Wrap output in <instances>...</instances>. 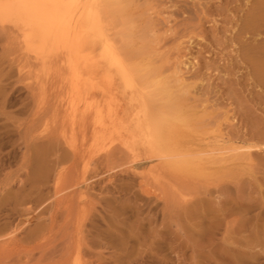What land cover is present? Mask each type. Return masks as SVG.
Instances as JSON below:
<instances>
[{
	"label": "rangeland",
	"instance_id": "1",
	"mask_svg": "<svg viewBox=\"0 0 264 264\" xmlns=\"http://www.w3.org/2000/svg\"><path fill=\"white\" fill-rule=\"evenodd\" d=\"M230 2L125 0L107 4L117 44L133 48L130 61L151 70L146 76L136 73L139 91L128 95L120 87L114 90L113 102L122 116L130 118L128 114L138 108L137 112L145 111L144 116L150 110V120H161L164 113L174 112L176 94L187 92L181 107L188 121L178 120L171 127L174 121L168 120L162 127L169 130L162 128L161 146L159 142L155 149L145 123L146 129L142 128L147 132L143 134L141 128L140 133L147 136L142 135L144 144L138 139L135 151L119 140L110 144L112 148L108 145L112 150L103 149L107 141H100L91 115H84L85 119L78 111V117L68 119L70 110L62 106L66 94L60 80L65 73L52 71L48 85L39 82L36 75L43 77L49 63L28 58L10 24L0 20V264H264V232L259 238L253 226L256 222L264 227V150L259 151L261 158L255 153L244 156L251 160L232 159L229 152L225 154L230 162L206 158L211 148H224L226 143L228 147L247 145L245 138L251 140L253 131H264V84L249 80L245 61L237 75L230 69L236 53L230 34ZM255 2L240 0V13L242 9L248 13ZM129 32L134 33L128 37ZM119 44L124 52L126 48ZM173 68L184 72H179L184 75L182 82ZM158 79L169 84L173 96L167 99L157 92ZM92 89H87L86 96L96 92L97 99L101 98ZM247 112L255 128L248 123ZM185 158L192 163L182 162ZM260 201L262 205L257 206Z\"/></svg>",
	"mask_w": 264,
	"mask_h": 264
},
{
	"label": "bare ground",
	"instance_id": "2",
	"mask_svg": "<svg viewBox=\"0 0 264 264\" xmlns=\"http://www.w3.org/2000/svg\"><path fill=\"white\" fill-rule=\"evenodd\" d=\"M122 1H125V0H0V20L4 23L8 22L10 24L9 28H11V31L15 33V36L18 39H20L19 41L22 44V47H23L25 53L28 55V58H35L36 60L42 61L43 63L44 62L49 63V65H48V67L50 66L49 70L45 72L43 77L38 76V74L36 75V77H38V79H39V82L42 81L41 82L42 84H44V83L47 84V82H49L51 80L50 79L51 76L53 77V75L51 73L52 71H53V74H54V72L56 74L65 73L64 75H60L62 77H60V76H58V77H60V80L62 83L61 88L62 87L64 88V91L66 94V99H65L64 103L62 104V106L66 107V108H64V110L65 109H66V111L70 110L69 112H66V113L70 114V116L68 115V119L73 118V117H78L75 114V112H78V111H80L81 115H83V116L89 115L88 118H90V115H91L93 118L94 125H96V127L98 128V129L96 128L97 131L99 132V134L101 133L99 138L102 137L103 141L102 140H100V141L103 143H106L105 141H107V143L105 144L103 149L106 146L112 144L114 142V140L115 141L119 140L126 148H128L132 151H135L136 150L135 144L137 143L138 139L140 140V142L143 140V144H144L145 138L143 136H145V135H143V134L146 133L147 131L143 130L142 127H144L145 123H147V122H148V125H147L148 136H147V134H146V136L148 138H150L151 143H152V147L155 149L156 144L159 143L160 140L162 139L161 138L162 132H164V131H162V128H164L162 126L165 123H167L168 120L174 121L173 123L171 122V125H169V126L173 127V124L174 125L177 124L176 121L178 122V120H186L187 119V118L185 119L186 116L184 117L182 115L183 106L181 107V102L183 101L182 97H183L184 93L187 94V92H184L182 96H181V94L180 95L176 94L177 96L175 99V103H172L174 105V108H175L174 112L172 111V112L168 113L166 111L167 113H164L161 120L160 119L150 120L151 116L147 115V113L150 114V112H149L150 110L148 111L147 108L148 107L150 108V106L152 107V105H150V106L148 105V107L145 108V110L147 109V111H148L145 116L143 115V113L145 111L142 113L143 109L141 112H139V111L137 112V110H140L138 108L136 110V113L134 112L135 114H133V115H131V113L128 114V115H130V118L123 117L122 114L120 113V111H118L116 105L113 102V100H115V96H114L115 91L114 90H116V88L120 87V88H122L121 91L123 92V94L126 93L128 95H129V93L132 94V92H136L133 90L136 88V86L138 84L137 82L139 81V79H138V81H136L135 78L138 77L139 74H141L140 76H142V75L146 74V71L147 72L149 71V73L151 71V70L146 69V67H145V69H146L145 70L144 67L142 68L138 64H135L136 63L135 61H130V60H133V58L131 56H129L132 54L134 55V52H133L134 50H131L133 48L129 47L127 49L125 47L127 44L125 46H123L121 43L120 44L118 43L120 46L122 45L123 47L126 48V50H124V52H122L120 50V47H118V44H117L118 41H116L117 35H116V31H115V29H116L115 21L113 18H110L109 15H106V9H107L108 3H112V2L115 3V2H122ZM239 1L240 0H231V2H230L232 4L231 5L232 6L231 7L232 8V15H230L232 25H231V33L230 34H231L232 44H234V46H235V47H233L234 51H236V53H234L232 56L230 69H231L233 75H237L238 72L241 71L240 64L243 61H245L247 66L249 67V73H248L249 74V80H252V81L254 80V82H258L257 84H260V83L264 84V40H262L263 35H264V0H256L253 8H251V10L248 13H242L243 9H242V12L240 13L241 9L239 10V8H240L239 3H238ZM127 2H129V1H127ZM251 5H252V2H251ZM117 7H119V6H117ZM112 8H113V6H112ZM228 8H230V7L228 6ZM4 26H6V24ZM127 31H128V29H127ZM131 31H133V30H131ZM129 33H130V35L127 34L128 37L131 36L134 32L133 33L129 32ZM142 33H145V32H142ZM146 33H147V31H146ZM119 35H121V34H119ZM143 35L146 36L145 34H143ZM148 37H145V38H147V40H148ZM261 37H262V39H261ZM140 38H141V36H140ZM147 40H145V42ZM126 42H128V41H126ZM243 45H244V49H243L244 51L242 49H240V47ZM127 51L129 52V54ZM145 51L146 50L142 47L141 53H144ZM130 52H133V53L130 54ZM147 52H149V51H147ZM144 55H146V54H144ZM148 55H146V56H148ZM140 56H142V55H140ZM130 57L132 59H129ZM134 58H136V57H134ZM28 61H25V62H28ZM183 64H185V62ZM175 68H178V66H176ZM31 69L32 68H30V70ZM154 70L155 69L153 68V72H154ZM173 70H174V68H173ZM174 71H176V79L179 80V82H182L180 80L183 79L184 75L182 76L181 73L184 74V72H181L179 69L174 70ZM169 72H170V70H169ZM179 72H181V73H179ZM136 73H138V75H136ZM155 73H158V72H155ZM145 78H147V77H145ZM164 79H166V78H164ZM184 79H185V77H184ZM146 80H148V79H146ZM158 81H159V79H158ZM185 82H184V84H185ZM238 82H240V80ZM142 83H143V81H142ZM187 84H189V83H187ZM47 85H46V87H47ZM156 85H157L156 89H158L157 92L160 93V95L165 94L164 96H167V99L171 97V95H172L171 92H174V91L170 90V88L168 86L169 84L167 85V82L164 80L162 81L160 79V81L157 82ZM190 86H192V85H189V87ZM43 87H45V86H43ZM90 87H91V89L93 88V89L98 90V92H100L102 95L101 98L99 96V99H97V96L95 95L97 93L95 91H93V92H95L94 94H89V95L93 96V97L91 96L93 98V100L91 99V97H90V99H86L89 96V95L86 96V93H88L87 89ZM189 87H187V88L189 89ZM177 89H178V85H177ZM177 89H176V91H177ZM195 89H196V87L194 88V90ZM135 90H138V89H135ZM183 90H186V88ZM183 90H181V91L183 92ZM130 91H132V92H130ZM189 91L191 92L192 89ZM256 92L259 93L260 91L259 92L256 91ZM100 93H98V95H100ZM126 94H125V96H127V99H128V97H130V96H128ZM94 95L96 97L95 99H94ZM135 95H136V93H135ZM153 95H155V94H153ZM156 95H157V93H156ZM85 96H86V98H85ZM137 96H138V94H137ZM137 96H136V98H137ZM254 96H253V98H254ZM136 98H135V101L137 100ZM151 98L154 99V97H151ZM172 98L174 99V97H172ZM84 99H86L85 102H84ZM237 99H238V97H237ZM118 100H119V98H118ZM81 101H82V103H81ZM162 101H164V100H162ZM183 102H182V104H183ZM165 103H166V101H165ZM130 104H129V107L131 109L129 108V110L131 111L132 106ZM134 105H137V104H134ZM134 105H133V107H134ZM134 108H136V107H134ZM127 110H128V108H127ZM129 110H128V112H130ZM247 110L248 109H246V111ZM251 110H250V113H251ZM250 113L247 112V114H246V116L248 117L247 120H248V123H250L252 126H254L255 121H254V119L250 118V116H251V115H249ZM141 114L143 115V118H142ZM71 115H73V116H71ZM184 115H186V114H184ZM86 116H84L83 118L86 119ZM180 116H182V117H180ZM64 117H65V115H64ZM65 120H67V119H65ZM73 120H74L73 122L75 124L76 119L74 118ZM79 120H80V117H79ZM187 121H188V119H187ZM70 122H71V120H70ZM262 122H264V121H262ZM66 124H67V122H66ZM64 125H62V126H64ZM70 125H69V127H70ZM166 127H168V126H166ZM166 127L164 129H167ZM141 128L144 131L143 134L140 133L142 131ZM179 128H180V126H179ZM254 128H255V126H254ZM66 130L69 131V129L65 128V131ZM167 130H169V129H167ZM68 131H67V133H68ZM98 132H96V134ZM166 134L167 133H165L164 136ZM251 136H252L251 140H249V141H247V138H248L247 136H246L247 138H245L246 139L245 143L247 145H243V144L238 145L239 144L238 143L236 145L230 144L231 146L229 145V147H228V143H226L227 145H225L224 148H223L224 145L221 147H218L217 149L214 148L213 150L211 148V151L209 150L210 155H208L209 154L208 153L207 154L208 157L206 156V158L210 159V162H211V160H213L214 162H216V161L220 162V161H224V160L227 161L228 159H231V158L233 159L235 157L236 158L241 157L240 158L241 160H242V158H246V159L250 158V160H251V157H244V156H246V155L251 156V155H254V153L256 154L255 156H258V154H260V152H262L261 150H264V131H262V130L261 131L260 130L253 131ZM64 138H66V137L64 136ZM68 138H67V140L69 142ZM60 141H58V142H60ZM119 141H118V143H119ZM68 142H67V144H68ZM248 142H249V144H248ZM70 144H71V142H70ZM115 144H117V143H115ZM159 144L161 146V142ZM163 144H165V143H163ZM56 145H57V142H56ZM141 145H142V143H141ZM112 147H113V145L111 146V148ZM114 147H115V145H114ZM118 147L116 146V148H118ZM139 147H140V145H139ZM144 147L142 148L143 150H144ZM158 147L159 146H157V148ZM166 147H168V146H166ZM170 147H171V145H170ZM116 148H113V149H116ZM244 148H248V150H250V151H247V149H244ZM109 149H110V147H109ZM142 149H141V151H142ZM162 149L164 150V148H162ZM171 149L172 148H170V150ZM242 149L246 150L247 152L245 153V151ZM252 149H254V150H252ZM257 149H258V151H257ZM110 150H112V149H110ZM172 151H173V149H172ZM254 151H257L258 153L254 152ZM116 152H118V151H116ZM226 152H229L228 155L231 158H228L229 156L227 154H225ZM111 153H112V151H111ZM134 153H136V152H134ZM205 153H204V155H205ZM61 154H62V152H61ZM63 154H65V153H63ZM112 154H114V153H112ZM134 155H137V154H134ZM134 155H133V157L136 158ZM175 155L178 156V154H175ZM179 156H181V155H179ZM184 156H182V157L184 158ZM261 156L260 157L258 156V157L261 158ZM118 157H119V155H118ZM121 157L123 158V156H121ZM66 158H68V157H66ZM105 158H106V156H105ZM93 159H95V158H93ZM186 159L187 158L183 159L182 162L187 161L188 165H190L189 163L192 160L188 159V160H190V161H188ZM109 160H111V159L109 158ZM263 160H264V158H263ZM58 161H57V163H58ZM130 162H131V160H130ZM228 162H230V160H228ZM95 163H96V161H95ZM216 163H218V162H216ZM179 164H180V162H179ZM253 165L254 164H252V166ZM55 168H56V166H55ZM129 168H130V166H129ZM94 169H96V168H94ZM43 170H42V172L45 171V170L44 171ZM38 171H39V169H38ZM141 172H142V170H141ZM139 173H140V171H139ZM43 175H42V177H43ZM143 175H145V174H143ZM49 176H47V177H49ZM60 176H61V174H60ZM85 181H87V180H85ZM59 186H61V185H59ZM239 187H241V186H239ZM66 188H67V186H66ZM150 188H151V186H150ZM209 191H211V190H209ZM251 194H253V193H251ZM258 198H259V196H258ZM190 199H191V197H190ZM191 200H193V199H191ZM258 200H260V199H258ZM241 201L242 200H240V202ZM252 201H255V200L252 199ZM237 202L239 203V201H237ZM255 202H257V201H255ZM252 203H254V202H252ZM239 204H241V203H239ZM257 204H258L257 206L262 205L261 201H260V203H257ZM259 204H261V205H259ZM244 205H246V204H244ZM249 205L252 206V204H249ZM250 208H252V207H250ZM240 210H243V209H240ZM246 211H248V212L244 211L246 213V215H247V213L248 214L250 213L248 209H246ZM260 214H262V210H261ZM247 219L248 218H246V220ZM250 220H252V219H250ZM257 220H260V219H257ZM248 221H249V219H248ZM231 224L232 223H230V225ZM263 224H264V222H263ZM235 225L237 226V224H235ZM253 226H256V230L255 229L254 230L256 232V236H257V234H259V238H260L261 232H264V227L263 226L259 227V223L256 224V222H255V225H253ZM251 228H253V227H251ZM242 229H245V228H242ZM252 232H254V231H252ZM259 238L257 240H259ZM255 241H253V242L255 243ZM256 246H258V245H256ZM252 247H254V246H252ZM256 257H257V255H256Z\"/></svg>",
	"mask_w": 264,
	"mask_h": 264
}]
</instances>
